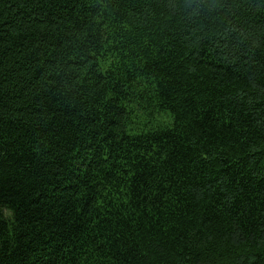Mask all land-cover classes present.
<instances>
[{
    "label": "trees",
    "instance_id": "1",
    "mask_svg": "<svg viewBox=\"0 0 264 264\" xmlns=\"http://www.w3.org/2000/svg\"><path fill=\"white\" fill-rule=\"evenodd\" d=\"M0 264H264V0H0Z\"/></svg>",
    "mask_w": 264,
    "mask_h": 264
}]
</instances>
